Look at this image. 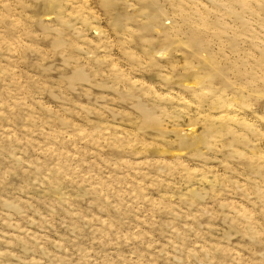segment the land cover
<instances>
[{
	"label": "rangeland",
	"instance_id": "1",
	"mask_svg": "<svg viewBox=\"0 0 264 264\" xmlns=\"http://www.w3.org/2000/svg\"><path fill=\"white\" fill-rule=\"evenodd\" d=\"M0 264H264V0H0Z\"/></svg>",
	"mask_w": 264,
	"mask_h": 264
}]
</instances>
